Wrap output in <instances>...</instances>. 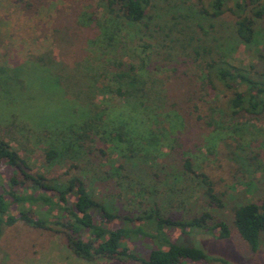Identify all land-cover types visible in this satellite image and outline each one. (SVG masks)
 Masks as SVG:
<instances>
[{"label": "rangeland", "instance_id": "1", "mask_svg": "<svg viewBox=\"0 0 264 264\" xmlns=\"http://www.w3.org/2000/svg\"><path fill=\"white\" fill-rule=\"evenodd\" d=\"M241 1L242 9L235 6L239 0H228L227 10L211 17L200 13L197 0H152L144 21L133 25L116 18L110 22L111 15L98 0H0L1 135L26 160L30 174L62 180L80 176L92 198L120 216H139L152 204L163 218L174 220L209 211L206 186L198 176L203 174L224 204L210 210L213 219L208 226L222 221L230 236L220 239L217 231L186 235L171 231L168 236L202 251L207 257L203 264H264V234L259 249L252 252L232 222L234 207L264 196V114L221 116L228 93L215 79L214 86L201 90L204 62L210 59L253 66L264 74V15L256 19L253 41L242 43L235 21L240 13L250 17L254 6ZM116 63L134 66L137 79L145 83L142 100L148 109L139 114L140 129L159 136L163 156L157 155V160L148 155L152 151L148 147L145 162L125 160L120 150L106 156L98 150L108 148L107 132L119 126L115 119L120 113V118L127 113L125 103L104 92L118 71ZM204 114L214 118V127L207 126ZM83 125H90L84 130L87 138H95L90 144L93 153L73 162L75 168H69L70 163L48 166L45 149L70 143V129ZM143 145L145 141L129 148L138 151ZM186 158L191 173L183 166ZM0 167L4 170V165ZM0 175H4L0 193L6 196L10 191L6 173ZM43 204L22 198L9 204L8 211L29 210L53 222V207ZM134 246L153 245L143 240ZM0 264L124 263L82 260L61 235L17 222L2 227Z\"/></svg>", "mask_w": 264, "mask_h": 264}, {"label": "trees", "instance_id": "2", "mask_svg": "<svg viewBox=\"0 0 264 264\" xmlns=\"http://www.w3.org/2000/svg\"><path fill=\"white\" fill-rule=\"evenodd\" d=\"M197 1L200 4V13L211 17L221 16L227 10L224 8L228 0H211L208 6H205L206 0ZM239 1L235 6L242 9L240 4L242 1ZM261 1L249 0V3L254 6L250 17L242 13L236 14V33L244 44L253 41L256 19H261L264 15V4ZM98 2L102 4L105 12L111 15L110 22L121 19L123 23L138 25L146 18V12L152 0H98ZM231 12L234 13L233 10ZM195 55L198 57L199 53L196 51ZM114 66L118 67V71L113 74L112 84L110 87L106 86L104 92L112 94L125 103L127 113L123 118H120L123 115L120 113V117L115 119V123L119 126L107 132V137L110 138L106 139L108 148L98 149L99 152L106 156L109 151L120 150L125 160L128 157L142 158L145 162L146 153H148L146 147H148L152 149L148 154L151 158L154 159L157 155L163 156L158 147L159 136L152 131L145 132L140 129L141 115L139 114H144L148 109L145 101L142 100L145 83L137 79L134 66H124L121 63H116ZM203 68L206 79L201 90H204L208 84L214 86L213 79H215L228 93L229 98L221 116L233 119L242 112L254 115L264 114V74L257 73L253 66L247 69L231 65L222 58L205 61ZM194 110L198 112L197 108ZM203 119L208 127H214L212 116L204 114ZM199 120H202L201 116ZM88 127L90 125L71 128V134H68L70 143L61 148H46L45 163L48 166L70 163L69 168H75L73 162L92 154L90 144L94 143L95 138H87L84 130ZM106 140L102 139V141ZM143 141L146 146L143 145L138 151L132 147L129 148L132 144L139 146ZM155 145L156 147H153ZM135 154L138 155L131 157ZM0 165H4V170L0 172L6 173V185L10 188L6 196L0 193V238L3 225L12 226L22 222L29 227L61 235L71 252L85 261L102 258L117 260L124 264H203L207 261V257L202 251L173 242L172 236H168L167 232L175 231L186 235L192 231L209 233L217 231V237L220 239H226L231 234L229 227L222 221L216 222L214 226H208V220L213 219L210 210L222 209L224 204L223 196L214 191L212 182L208 181L203 174L198 176L203 177L202 181L206 186L205 198L210 210L192 219L174 220L171 217L163 218L160 215L161 209L156 204L150 205L139 216H120L106 205L94 200L83 179L77 175H71L62 180L60 177L48 179L39 173L30 174L26 160L9 145L1 133ZM183 166L186 172L191 173L192 168L188 158L183 160ZM68 175L69 172L64 173V176ZM2 177L4 175H0V180ZM22 198L32 204L44 203V207H53V222L37 218L34 212L29 210L11 214L8 211L9 204L22 201ZM232 213V222L237 234L252 252H256L260 247V235L264 234V196L258 202H248L234 207ZM50 223H53L56 228L50 226ZM118 223L119 226H117ZM114 224H116L115 228ZM143 240H150L152 248L142 249L134 246L138 241Z\"/></svg>", "mask_w": 264, "mask_h": 264}]
</instances>
